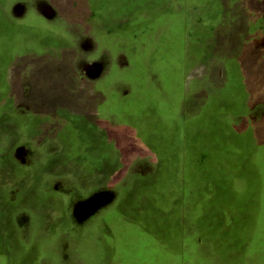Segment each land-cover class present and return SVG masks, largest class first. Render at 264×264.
Here are the masks:
<instances>
[{"label": "rangeland", "instance_id": "1", "mask_svg": "<svg viewBox=\"0 0 264 264\" xmlns=\"http://www.w3.org/2000/svg\"><path fill=\"white\" fill-rule=\"evenodd\" d=\"M215 106L264 144V0H0V264H230L189 200Z\"/></svg>", "mask_w": 264, "mask_h": 264}, {"label": "trees", "instance_id": "2", "mask_svg": "<svg viewBox=\"0 0 264 264\" xmlns=\"http://www.w3.org/2000/svg\"><path fill=\"white\" fill-rule=\"evenodd\" d=\"M135 21L137 24L148 22L139 17ZM213 111L212 120L203 115L202 120L199 117L193 120L194 123L187 124V128L203 130L202 148L216 147L220 154L218 159L223 161L222 166L216 167L221 164L218 160L212 169L202 170L200 178L195 177V194L189 198L192 214H197V220L203 226V237L230 264H264V144L253 145L236 131L218 132V128H222L217 123L216 106ZM125 116L133 121L151 119L154 114L127 111ZM154 124L151 120L150 125ZM154 142L164 143L158 139ZM224 152L225 159L222 157ZM234 157L238 160L236 167L231 160Z\"/></svg>", "mask_w": 264, "mask_h": 264}, {"label": "crops", "instance_id": "3", "mask_svg": "<svg viewBox=\"0 0 264 264\" xmlns=\"http://www.w3.org/2000/svg\"><path fill=\"white\" fill-rule=\"evenodd\" d=\"M181 67L184 71H187V48H185L183 52V56L181 57Z\"/></svg>", "mask_w": 264, "mask_h": 264}]
</instances>
